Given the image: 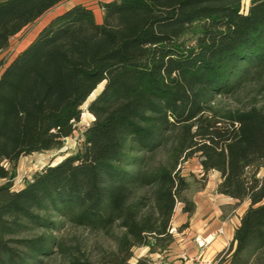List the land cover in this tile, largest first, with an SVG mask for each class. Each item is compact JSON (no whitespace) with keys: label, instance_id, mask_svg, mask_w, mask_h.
I'll return each mask as SVG.
<instances>
[{"label":"trees","instance_id":"16d2710c","mask_svg":"<svg viewBox=\"0 0 264 264\" xmlns=\"http://www.w3.org/2000/svg\"><path fill=\"white\" fill-rule=\"evenodd\" d=\"M62 1L0 0V50ZM242 2L110 0L101 22L75 4L3 67L0 264H41L53 240L29 233L64 221L115 243L97 260L73 255L66 264H131L133 247L170 237L176 201L193 212L178 164L194 154L205 173H220L218 193L249 200L229 263L264 264V179L248 174L264 163V104L216 100L264 82V0H249L246 11ZM100 84L81 146L13 189L18 159L60 147ZM164 148L166 159L153 165Z\"/></svg>","mask_w":264,"mask_h":264},{"label":"rangeland","instance_id":"374dc122","mask_svg":"<svg viewBox=\"0 0 264 264\" xmlns=\"http://www.w3.org/2000/svg\"><path fill=\"white\" fill-rule=\"evenodd\" d=\"M72 3V1L66 0L56 4L22 28L20 32L13 35L9 40L8 46L0 50V72L52 17L69 8ZM242 6L243 11H246L249 6V0H243ZM101 88L102 84L91 93L83 104V112L80 120L75 125V130L72 135L63 139L60 147L22 155L18 159L13 178V189L21 188L25 181L32 177L34 172L41 170L49 163L58 162L63 157L74 153L81 146L83 141L82 133L94 118L87 110V105ZM216 100L220 105L227 108L245 107L251 103L264 104V82L251 80L242 84L231 95L218 96ZM166 157L167 148H164L155 155L152 164L162 163ZM263 164L248 169V174L256 170L257 177L264 179ZM178 169L188 182V188L185 190L184 195L196 202L194 210L192 213L184 212V202L176 201L168 228L170 237H162L154 244L149 243V245L133 247L132 255L129 259L131 264H135L138 259L142 258L147 259L150 264H184L186 259L189 260L191 257H196L201 251L197 245V238L201 241L209 233L222 227L223 224L220 221H223V219L220 217H225L226 219L228 215L233 216L236 211L241 212L244 208V205L240 207L231 205V210L225 214L228 209L224 203L225 201H223L225 198L217 195L218 176L214 175L212 171L205 173L202 170L197 154L181 159ZM2 182L4 181L0 180V184ZM203 199L207 201H203ZM56 220L62 219L56 217ZM203 229H206V232L201 234L202 236L200 237L199 232ZM182 230L198 233V235L194 236L198 250L196 255H189L186 247L180 248L183 243L181 237L186 236V233L180 234ZM114 233L118 234L120 230L116 228ZM39 234H45L53 240L50 254L41 257L43 260L41 264H66L67 260L73 255L94 261L98 259L103 251L115 248V243L109 236L75 226L66 221L58 224L57 228H36L29 233V235ZM147 239L154 242L152 236H148ZM176 247H178V250H176Z\"/></svg>","mask_w":264,"mask_h":264},{"label":"crops","instance_id":"0c3cea01","mask_svg":"<svg viewBox=\"0 0 264 264\" xmlns=\"http://www.w3.org/2000/svg\"><path fill=\"white\" fill-rule=\"evenodd\" d=\"M68 1L73 2L71 4V6L75 5V4H82V5L90 8L94 12L96 20L98 22H101L102 18H103L102 4L104 2H108L110 0H68ZM211 171L214 172V175L218 176L217 182L219 183L220 173L216 170H211ZM217 195H221L222 197L225 198V200H223V201H225L224 203H225V205H227L226 207L228 208L226 210L225 214H227L231 210V207H230L231 205L232 206H238V207L244 205V208L241 212L236 211V213L233 216L228 215V217L226 219H225V217H220L223 219V221L219 220L221 222V224H223V226H222L223 234L217 236L212 241L211 244L206 246V248L202 254L203 262L201 264H229L230 252H228V251H229V247H230V244H231V241L233 238L234 229L239 224L240 217L242 216V214L244 213V211L246 210V208L249 205L248 199H244L242 201H239L238 199L232 198V197L224 195V194L217 193ZM203 196H205V195H203ZM207 197L210 198L209 195H207ZM203 201H207V200L203 199ZM193 202L196 205L195 200H193ZM205 232H206V229L201 230L199 232V234H200L199 236L201 237L202 236L201 234H204ZM184 233H186L185 234L186 236L181 237V240H183V243L180 245V248L186 247L188 249L187 253H189V255H196L198 250L196 248L194 236L198 235V233L193 232V231L187 232L185 230L180 231L181 235H183ZM197 240H199V239L197 238ZM176 250H178V247H176Z\"/></svg>","mask_w":264,"mask_h":264},{"label":"built area","instance_id":"2783aa9c","mask_svg":"<svg viewBox=\"0 0 264 264\" xmlns=\"http://www.w3.org/2000/svg\"><path fill=\"white\" fill-rule=\"evenodd\" d=\"M103 9V8H102ZM223 234V228L219 227L213 232L209 233L207 236H205L201 241L198 240L197 245L201 249L199 254L194 258H189V260H185L184 264H201L203 262V259H201L203 254V249L212 243V241L219 235Z\"/></svg>","mask_w":264,"mask_h":264}]
</instances>
